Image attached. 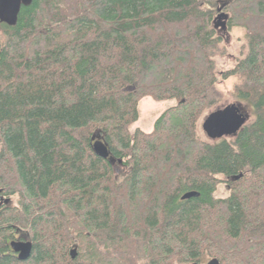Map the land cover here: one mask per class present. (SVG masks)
I'll return each mask as SVG.
<instances>
[{
	"label": "trees",
	"instance_id": "1",
	"mask_svg": "<svg viewBox=\"0 0 264 264\" xmlns=\"http://www.w3.org/2000/svg\"><path fill=\"white\" fill-rule=\"evenodd\" d=\"M218 12L243 33L226 70ZM230 79L254 121L205 141L199 121ZM146 97L174 105L131 131ZM96 134L113 164L93 153ZM0 190L16 198L0 205V264H264V0L22 7L0 23ZM15 232L32 243L23 262Z\"/></svg>",
	"mask_w": 264,
	"mask_h": 264
},
{
	"label": "water",
	"instance_id": "2",
	"mask_svg": "<svg viewBox=\"0 0 264 264\" xmlns=\"http://www.w3.org/2000/svg\"><path fill=\"white\" fill-rule=\"evenodd\" d=\"M33 0H0V23L9 27H14L17 24L18 16L22 7H28L32 4ZM227 20L225 14H219L217 20ZM216 28V26H215ZM222 28L225 29L224 23ZM246 116L240 111V108L235 104H229L223 108L216 109L210 112L201 124V129L208 140L216 141L222 138L234 137L242 127L247 123ZM92 151L93 153L103 159L109 160L111 164L114 163L113 158L110 156L109 149L103 138L98 134L92 138ZM242 175L233 177L232 180H238ZM1 193V190H0ZM196 192H187L181 200H189L198 197ZM11 251L17 255L19 261H26L31 254L32 243L30 241L15 240L9 243ZM76 257V250L70 251V258ZM207 264H219L216 259H211Z\"/></svg>",
	"mask_w": 264,
	"mask_h": 264
},
{
	"label": "rangeland",
	"instance_id": "3",
	"mask_svg": "<svg viewBox=\"0 0 264 264\" xmlns=\"http://www.w3.org/2000/svg\"><path fill=\"white\" fill-rule=\"evenodd\" d=\"M221 12H218L213 19V25L216 26V32L218 35L221 36L223 39L222 45L226 49V53L221 56H217L215 58L216 66L219 70H226L234 67L236 60L239 58L240 48H241V41L240 38L242 36V31L240 28H234L231 32H226L222 29V23L226 22L224 20H217V17ZM226 16V13L223 12ZM234 83V79L226 80L220 83L219 88L222 91L223 97L218 105L217 109L223 108L229 104H235L240 108V111L246 116L247 123H251L254 121V116L252 111L249 107L245 106L244 104L238 103L232 93V86ZM174 105L172 101H163V102H155L151 98H143L138 103V120L135 124L130 127V130L133 131L134 129L138 128L144 132H150L153 127L154 121L170 106ZM207 112L204 117L201 118L198 124V134L199 136L205 140L209 141L205 134L201 129V124L203 119L208 115ZM115 172L117 176H121L124 174L125 169L121 166L115 165ZM218 185L217 190L215 192L216 198H226L228 196V187L224 183V179ZM14 200V201H13ZM12 200L13 204L16 201V198ZM207 260H204L206 263Z\"/></svg>",
	"mask_w": 264,
	"mask_h": 264
},
{
	"label": "flooded vegetation",
	"instance_id": "4",
	"mask_svg": "<svg viewBox=\"0 0 264 264\" xmlns=\"http://www.w3.org/2000/svg\"><path fill=\"white\" fill-rule=\"evenodd\" d=\"M12 203V199H7V198H5V196L4 195H1L0 194V205H10ZM14 239H12V240H10L9 241V243L11 242V241H15V240H22V241H27V239H26V237H23L22 235H21V233H18V232H15L14 233ZM8 247H9V250L11 251V249H10V246H9V244H8ZM12 252V251H11ZM13 253V252H12ZM14 254V253H13ZM14 256L17 258V255H15L14 254Z\"/></svg>",
	"mask_w": 264,
	"mask_h": 264
}]
</instances>
